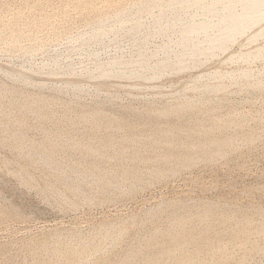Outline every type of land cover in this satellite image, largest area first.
<instances>
[{
    "label": "rangeland",
    "instance_id": "obj_1",
    "mask_svg": "<svg viewBox=\"0 0 264 264\" xmlns=\"http://www.w3.org/2000/svg\"><path fill=\"white\" fill-rule=\"evenodd\" d=\"M76 1H77V4H76ZM83 1L81 2L80 0H72V1L71 0H67V1L66 0H37V1L36 0H0V13H1L0 14V50H1L0 51V66L3 68L14 67L15 69H17V68L21 67V65H23V64L26 65L28 62H31L32 64H35V65H40V63L43 64V63L47 62V60H49V58L54 54H57L59 56V60H58V62L60 61L59 65H61V64L64 65L67 63H74V64L77 63L79 57L82 54V52L80 51L82 48L81 49L79 48L80 45L78 46L79 42L76 39H77V37L82 36V34L86 35V34H88V32H90V28L88 27V24H85V26H84V23L81 24L82 21H85L86 23H89L91 21V19L94 17L93 15H91V12L95 11L94 8L97 10L100 8V10H98V12L100 11L99 12L100 15H102V14L104 15V13L110 7V10H108V13L106 12V14L108 15L115 10L114 8L116 6V4H115L116 0H114V2L112 0H109L110 3L107 0H105L108 4H111V1L114 4L113 5L111 4L110 6H108V8H105L106 7L105 5H108L106 3L103 6V9L101 7L102 4L105 3V1L103 3V0H101V1L95 0L92 2L89 1L90 3L87 0H86V2L84 1L85 3ZM118 1L119 0H117L116 3H118ZM121 1L122 0H120L119 5L122 6V8H123L126 5H129V3L130 4L133 3L135 0H132V2H131V0L122 1V5H121ZM70 2H72V3H70ZM93 2L97 5L96 7L93 5ZM78 3H80L81 5ZM82 4H84V5L82 6ZM89 4L93 5L92 6L93 10L91 9L92 7H90L91 5L89 6ZM123 4H126V5H123ZM85 5H87V7L82 8ZM119 5L117 6L118 9L120 8ZM113 6H114V8H113ZM77 8H80V9L82 8L83 11H82V9L80 10ZM87 8L91 9V12H89V9H87ZM104 8L107 9V10H105V12L102 11V10H104ZM85 9H87V10H85ZM111 9L112 10L114 9V10L111 11ZM84 10H85V12L88 11V13H86V16L82 15V14H85ZM116 10H117V8H116ZM78 12L81 14L82 18L80 16H79L80 18L79 17H78V19L76 18V16L79 14ZM95 12H97V11H95ZM95 12H93L92 14H94ZM89 13L91 16H89ZM97 13H95V14H97ZM88 16L90 18L91 17L92 18L89 19ZM73 17H74V19H73ZM84 17H85V19H84ZM141 18H142V20H144V19L147 20V17H141ZM88 19L90 21H88ZM49 20H50V22H49ZM79 20H80V22H79ZM43 29H45V30H43ZM11 32L13 35L11 34ZM13 32L16 34L19 32L17 34L18 36L21 34L20 37L17 38L18 40L16 39L18 41L15 43V45L17 44L16 45L17 47L14 46V42L16 40L14 38L15 34ZM63 33H66L67 35H64ZM58 34H60L61 36H59ZM17 35H16V37H18ZM55 35H57L59 38L57 36H56L57 37L56 38ZM11 36H13L14 39H12ZM65 36H66V38H62ZM68 36L70 37V39ZM109 38H111V39H109L107 44H105L104 47H102L103 48L102 52L99 55L100 60L107 58L108 56H110L113 53L114 47H115L116 43L118 42V40L121 41L122 45L124 44V46H125L126 39L121 38L120 36H117L113 33L109 36ZM10 40H13V41L15 40V41L13 43H11L12 41H10ZM155 42L153 41V43H155ZM12 45L14 46V48H12ZM25 47H27V48H25ZM233 48L237 49V47L235 48V46H233ZM33 49H34V51H33ZM259 61L260 60H257V63ZM263 62L264 61H261V66L257 65L256 60L253 62V64L256 63V64H254L255 66L251 63L252 74L255 73L254 71L259 69V71H256V73L257 72L258 73L257 74L255 73V75L259 76L258 78H260V80L255 78L257 76L252 75V74H251V76H253V78L250 77V79H252V80L249 79L250 81H253L254 84L253 83H251V84L253 86H255L254 89L255 88L257 89L256 86H258L259 88L262 86L261 83H259L261 86L259 84H257L258 83L257 81L264 82V80H261L264 78V74H261V73H264V72H262V70L264 71V64L262 66ZM6 64L8 65V67L6 66ZM228 67H229V69H231L230 66H228ZM255 67H256V70H254ZM259 72H261V73L259 74ZM262 75H263V78H262ZM237 79L238 78H235L234 81L233 80L231 81V83H234V86L236 85L235 88L238 90L234 91L236 89L234 88L233 84L231 86H229V87H232V89H234V90H231V88H228L229 92L232 91L231 92L232 95L230 93H228V91L227 92L225 91L229 95L228 97H227V94H225V92L223 93V96L225 94L224 97L226 98V100L221 95L222 93L220 94L222 97L220 95H218L219 93H216V94L210 93L211 96L213 94L212 97L214 100L212 99V97L210 100L209 99L210 95L207 94L203 99L204 101L201 99L200 102H197V101L195 102L196 107H195V105L193 106V104H195V103L192 104L191 111L187 112L188 114L184 113V115H183V113H181L182 115L178 114V116H177V113H174V119L172 117L173 114H171L170 115L171 120L168 117L169 119L168 120L165 119L166 122L164 123L165 120L161 121L159 118H158L159 119V122H158V120L156 119L157 116L155 117V115L153 114L154 111L152 110V108L148 109V107H152L153 105L157 104L158 102L157 103L155 102V104H154V103L147 101L148 102V104H147L146 101L131 100V99H129V97L127 98V96H125L126 98L124 96H122L123 94L121 92H123V91H121V92L119 91L120 92V94H119L120 96L118 97L119 100H117V98H116L113 101L106 102V101H104L105 96H104L103 91L98 92L97 95H95L96 97L91 94V88H90L91 86L90 85H92V84L89 83L88 86H90V87H88L86 89V90H89L88 93H85L83 96L79 97L80 98L79 99L76 97H70V96L64 95V93H62V92H57L56 90L54 91L53 89L48 88V87L51 88V86H53L52 84H54L56 87H59V86L63 87L61 81L64 82L66 80L63 78H56V80H55L54 78L34 77L33 83L37 80L38 81H40V80L46 81L45 82L47 84L46 89H42V91H40V90H38V88L35 87V83H37V82H35L32 85L30 84V86L29 85H21V84L12 82L10 79H8L7 77L3 76V74L0 73V87L2 86V89L4 88L3 90H1L2 94L0 93V106H1L0 111L2 110L0 112L2 114V115H0V117L2 118V116H4V114L7 115V117H5L7 119H5L4 117L2 118V119H5V121L1 120V118H0V121L1 122L3 121L2 122L3 124L0 123L2 125L0 127V137L2 138V139L0 138L2 140V141L0 140V167L5 165L4 167L0 168V264H75L76 261H78L79 264H111L112 262H114L113 264H117L118 263L117 258L119 257L118 253L121 254V253H124L125 251H135V250L141 251V255L133 258L131 260V262H129V264H146V263L151 264L152 262H155V261H156L155 264H163V262L168 258H166L167 256L159 255L160 251L163 248L170 249L173 247L171 250L176 248L175 247L176 245H174V244L169 245V243L162 242L165 245L167 244L166 247H164L163 244H160L161 239H162L161 241H164L163 236H162L163 233L166 232V230L171 225L170 222L174 216L171 214V212L174 211L173 213L175 214L177 212V210L180 208L178 210V213H176V214L180 213L179 216H183V215H186V213L188 214L187 210H189V209H186V208L191 207L193 210H195V209L199 210L202 207L201 206L202 203H204V206H205V203H207L206 206L209 205L210 208L212 207L214 209V211L216 210L215 211L216 213H213L214 217L215 216L217 217L221 214L222 215L223 214L229 215V213H232L230 215L232 216L233 219L240 220L243 217L245 219L248 218L249 222H250V220L253 221V222H250V224L255 223L257 225L253 224V226L255 225L259 229H260V227L262 229H264V219H262V216L264 215V213H263L264 212V83H262L263 87H261L260 90H258V89L254 90L251 87L252 88L251 90H253V91H251L250 86L246 85L248 89L245 88L247 90L244 91L243 87L245 86L246 83L244 84V82H243V80H241V78H239L240 80L238 79L239 81ZM255 79H257V80L255 81ZM235 80H236V82H239V83L235 84ZM47 81H48V83H47ZM228 84H229V81H228ZM239 84L241 87L243 86L242 91H241V89H239V87H237V86H239ZM242 84H244V85H242ZM5 87L9 91L7 89H5ZM4 90H7V92ZM10 91H12V92H10ZM215 95L218 96L217 97L218 99L221 98L219 101H223V102L220 103L217 98L215 100V98H214ZM2 96L5 98H3ZM27 97H29L30 99H27ZM42 97H43V99H42ZM24 98H25V100H23ZM39 98L41 100H43V104H42V102L38 103ZM222 98L224 100H222ZM22 100L24 102L27 100L28 102L25 103L26 106H27V104L30 105V107L33 106L31 108L34 109V111H30V110L26 111L27 108H25V107L23 110L22 108H23V106H25V104L22 105L24 103V102L23 103L21 102ZM202 101H203V103H202ZM36 103H38V105ZM46 103H47V105H46ZM200 103L202 104V106H200L201 105ZM4 105L5 106L7 105V106L5 107ZM35 105L38 108L35 107ZM44 105H45V107H44ZM157 105H155V106L160 109L159 103ZM124 106L126 108H124ZM198 106H200V107H198ZM39 107H41V108H39ZM122 107L124 108V110L122 109ZM156 107H154L155 111L157 110ZM15 108H17V109H15ZM35 109H37V111H35ZM43 109L44 110L46 109V110L44 111ZM195 109H197V110H195ZM16 110H19V111L16 112ZM200 110H201V112L203 111L205 113V115H207L208 113L209 114L207 116H205V115H203L204 113L202 112V115H203V118H202L201 112L199 113ZM195 111H198V115H200V117L197 114H194V113H196ZM28 112H32V113H28ZM35 112H38V113H35ZM96 112H97V114H95ZM145 112L146 113L149 112V113L153 114V117L150 116V118H149V113L147 114L148 117L145 116L146 115ZM192 112H194V113H192ZM39 113L44 118H40L41 116ZM86 113L88 114V116ZM93 113L95 114V116H98L101 119H102L101 115H103V117H104V115L107 116L106 120L109 117V119L107 120V122L109 121V123H105L106 120L101 124H100V122H96L97 124H95V123L93 124L92 122H88L87 120L90 119V117H92L89 115H94ZM98 113H99V115H98ZM9 114H10V117L12 116L11 118L8 117ZM17 114L19 116H21L22 119H20L21 117H19ZM196 115L198 117H196ZM209 115H210V117L212 115H214L211 118L219 115L218 119L223 118L222 120L225 121V122L223 121L224 123L228 122V125L230 123V126L228 127L226 125L227 126L226 127L223 125L224 123H222L221 119L220 120L217 119L218 121H220V123H222L223 130L219 128L218 130L220 132L218 133V131H216V133H218L219 136H217V134H215V132H214L213 136H215L217 138H219L221 136H222V138L228 137V136L230 137V135H232L231 137L237 136L236 139L238 138L237 140L240 143V144H238V148L236 147L238 149L237 153H236V149L232 150V148L231 149L226 148L227 150L225 149V151H224V147L221 146L219 149L220 151L217 152V154L215 152L214 153L212 152V153H210V155H206V159H204L205 158L204 155L197 151L199 154H201L200 156L203 155L202 159L200 158L199 154L196 153L198 155V156L197 155L194 156L196 160H194V157L190 156V159H189L190 163L188 162L184 165L180 162L182 164L181 165V164L176 162V164L175 163L172 164L173 166H172V168H170V169L175 168L174 171L169 170V171H171V174H169L170 175L169 177H167L168 176L167 173H169V171L168 172L166 171V175H165V170H164L165 168H164L163 169L164 171L162 172L163 174H161V177L163 175H165V176H163L164 178H161L159 175L156 176L153 174L154 179L151 178V180L153 179L152 181L149 179L150 177H152V175L149 176V175H147L148 173H145L146 169L148 168V167H146V165L149 166V164H144L145 165V167L143 168L144 173H143V171L141 173H143V175L146 174V176H142V177H146V179H147V176H149V178H148L149 183L144 184L145 179L143 178L144 179L142 182L143 184L140 183L142 185H140L141 187L139 186L140 189H137L138 187L136 189L134 188V189L130 190L132 193L127 192V193H125L126 195L125 194H123V195L114 194L111 197V200L110 199L109 200L107 199L106 201L104 199L101 200L102 199L100 197L101 192L98 190V193H99V194L97 193L99 195L98 196L95 193L94 188H92L91 193L96 194V196L99 197V199L96 201L97 197L95 196V201L93 202V204L92 203L89 204L88 202L86 204V202L81 201L84 203L83 204V203H81V202L79 203V201H77L78 203L75 205V207L72 206L74 208L71 207V209H70L69 207H65V208L63 207L64 208L63 209L62 207H60L61 204L59 205L58 201H56L57 199L54 200L55 197L54 196L52 197V195H53L51 193L52 190L50 191V188L48 187V182H49V184H52V185L54 182H56L55 181V179H56L55 171H53L51 169H48V170L46 169L47 171L46 170L44 171V169L40 168V163H37V161H35V159L38 160L39 157L41 155H43L42 153L48 154L50 146L54 145V146H58V147H56V150L58 149L57 150L58 152L56 151L58 153L57 154L58 156L55 154L54 158L55 157L56 158L54 159V161L56 160L57 164L59 162L61 163L60 165H58L59 166L58 168H64V165L65 166L67 165V167H68V166H70V164L73 165V162L75 163V162L80 161V158H82L83 160L81 159V161L84 162V157L81 156L82 155V152H81V150H82L81 145L82 144H88V142H90L88 145L97 147L99 145V143L107 144V141L110 140V141H112V145H115V147H114L115 150L112 148V151H114V152L117 151L116 150L117 144L119 143L121 146V143H122L123 148L126 147V149L130 150L132 147L133 149H131V150L133 152L136 150L135 151L136 156L134 155L135 153H133L132 156L135 158L131 157V155H129V154H130V152L132 153V151L130 150L128 152V151L124 150V151H126V152H124V151H122L123 149L122 150L120 149V146L118 144L119 147H117V148H119L118 152H120V154L118 152H115V153H117L116 158L118 157V155L120 156L121 153H122V155L124 153H126L125 156H123V157L128 158V156H130L131 158H130V160H128L129 158L128 159L123 158L121 155V157L124 160H126V159L127 160L125 162V161H123V159L121 157H119L120 159L117 158V160L119 159V161L116 162V164H118V165H116L114 162V161H117L116 159L114 160V158H112V160L110 162L111 158L109 156L115 155L110 150L111 147L107 146V149L109 147L110 148H109V150L106 149L105 150L106 152H105L103 146H101L102 151L105 152L106 155L103 157L102 161H101V159L98 160L101 163L96 161L99 163V166H98V163L96 164L97 168L100 171L106 170V171L110 172V171H113L114 168L116 169L117 166L120 167V165H121V167H122V165H123V167H124L126 164L131 162L130 164L126 165V166H129L128 171L131 169V167H132V170H135L136 166H137L136 164L138 162H140L139 160L144 158V156L146 154L147 155L145 157L150 156V153L151 154L154 153V152H150V151L148 152L149 149L147 147V146H149L151 140L154 138L156 139V137H157V136L153 137V135L156 133L155 132L156 130L154 128L157 127V130H160V128L166 129L169 126L170 127L169 130H172L174 128L173 132H175V134L178 136V135H180L179 131L182 130L184 127L185 128L187 126L189 127L192 125V123L195 124L196 121L193 122L195 118H197L196 120H200L202 122L201 118L204 119V117H205V118L211 119L208 117ZM82 116L84 117V119L88 123L85 122V120L83 119ZM179 116H180V118H179ZM220 116H222V117H220ZM15 117H18L20 120L24 121V122H22V124L24 125V128H23V125L20 124L21 122L20 121H19L20 123L18 122L19 119L15 118ZM110 117H111L112 121L114 119L116 121L114 120L112 122L110 120ZM176 117L179 119H175ZM39 118H40V120H39ZM151 118H153V119H151ZM154 118L156 119V121L158 122L159 125L163 122L164 125L162 123L161 126H164V127H160L158 125L156 126L157 122L155 123ZM8 119L10 121L12 119V121L10 122ZM14 119H15V122H13ZM225 119H227V120L229 119V120L227 121ZM232 119H233V121H231ZM7 120L9 121L8 124L10 123L9 125H13V124L17 123L18 126L20 127L19 128L18 126L13 125L10 133H12V134H13V132L18 133L17 128H19L20 130L23 128V130H21V132L19 130V133L22 135H20L19 133L18 134L16 133L17 134V135L15 134L16 138H13L15 136L12 134H11L12 137H10L9 133L6 132V129L9 126L8 124H6ZM151 120H153V121H151ZM167 121L170 122L171 124H176L178 126L175 125V127H176L175 128L174 125L172 126ZM204 121H207V120L204 119ZM4 122H5L6 126H5ZM208 122H209V120H208ZM208 122H206V123H208ZM166 123H168V125H166ZM220 123H219V125L221 127ZM234 123H236V124L234 125ZM98 124H100V125H98ZM194 124L192 125V127L194 126ZM204 124H205V122H204ZM208 124H210V123H208ZM92 125H93V128H92ZM96 125H97V127H96ZM165 126H166V128H165ZM181 126H183V128ZM3 127L5 128V130H3L4 129ZM158 127H159V129H158ZM171 127H173V128H171ZM188 127L186 128L187 130H189L190 128L193 130V128H194V127L193 128L192 127L188 128ZM239 127H241V128H239ZM250 127H251V130H250ZM96 128H97V130H96ZM180 128H182V129H180ZM176 129H178V130L180 129L178 131V133H176L177 132ZM186 129H184V131H181V135H182V132H183V134L185 132H187V133H185L186 136H187V134H189L188 132H190V131H187ZM252 129H255V131ZM192 130H191V132H192L193 138H197L198 135H199V137H201L200 134H198L196 132H195L196 134L194 133V130L196 131L197 129H194L193 131ZM242 130L244 132L246 131L247 133L242 132ZM1 131H4V132H1ZM147 131L149 132V134H147L148 133ZM44 132H47V133H44ZM56 133H58V134H56ZM109 133H111V134H109ZM135 133H137V134H135ZM6 134H8V135H6ZM44 134H47V135L43 136ZM130 134L132 135V137H134L136 135L135 138H138V140H139L138 141L137 139L134 138L135 140L138 141L137 142L133 139V141H134L133 144L136 142L134 144V146H136L137 149L135 147H133L132 143L129 144L128 142H126L127 145H130V147H128L126 145L124 147L125 143L123 141L120 142L123 139V137L125 138L126 136H128ZM185 134L183 135L184 137L179 136L178 140L180 139L179 141H181L182 140L181 138H186ZM246 134L247 135L253 134L255 141L248 143V141H246V138H244V136H247ZM57 135H59V136L56 137ZM111 135L114 139H112ZM131 135L128 138H132ZM4 136H5V138H4ZM6 136H8V137H6ZM24 136H25V138H23ZM138 136H140V139ZM189 136L192 137L191 135H189ZM194 136H196V137H194ZM60 137H63V138H60ZM149 137L152 139L150 140ZM9 138L10 139L12 138L13 140L12 139L10 140ZM21 138H23V139L20 140ZM67 138L69 140H67ZM73 138L76 140H80V143L82 142V144L80 146L77 145L78 147L75 146V148H71L69 146L71 142H69V141H70V139L72 140ZM91 138H93L94 140ZM143 138H145V140H143ZM187 138H188V136H187ZM239 138H241V139H239ZM3 139H4V141H3ZM17 139H19L20 141L19 140L17 141ZM191 139L192 138H189V140H191ZM27 140H28V142H29V140H30V142L32 141L34 143V145L36 146V148H35V146L31 142L33 145V148H35V149L32 148L33 150H35V152L33 150L32 151L36 154H34L31 151L32 155H30V156L25 155L26 154L25 151L27 152L26 147L28 145L30 146V142L29 143L26 142ZM88 140H90V141H88ZM92 140H93V143H92ZM130 140H132V139H130ZM146 140L147 141L149 140V142H147ZM18 142H20V144ZM22 142H23V144H22ZM64 143L67 145H65ZM140 143H143V144L145 143V144L143 146V144H140ZM137 144H138V146L140 145L139 148H138ZM146 144H147V146H146ZM158 145L160 146L159 143H158ZM162 145L159 147V150H158V153L160 152V154L165 153V150H163L164 145L163 146ZM12 146L17 148V149L13 148ZM66 146L67 147L69 146L71 150L69 149V147L66 148ZM91 146H89V147H91ZM18 147H20V148L18 149ZM144 147H146L147 149ZM21 148H22V150H21ZM42 148H43V150H42ZM47 148H48V150H47ZM54 148L55 147H53V148L51 147L50 150L52 151V149H54ZM161 148H162V150H161ZM221 148H223V150H221ZM144 149H146L147 151L144 152V154L145 153L146 154L143 156L142 155L143 151H141V150H144ZM240 149H241V151H239ZM37 150L39 151V153ZM40 150H42V152H40ZM66 150H68V151H66ZM137 150L139 153L137 152ZM69 151H72V152H69ZM73 151H75V152H73ZM222 151H224V153ZM233 151H235L234 154H233ZM127 152L129 153L128 155H127ZM175 152H178V149H176ZM78 153L80 155V158H79ZM33 155L34 156L38 155V156L34 157ZM152 155H154V154H152ZM208 156H209V158H208ZM28 157H30V158H28ZM59 157L62 160L58 159ZM137 157H138V159H137L138 162L136 160H133V159H136ZM150 157H152V156H150ZM64 158H65V160H64ZM107 158H109V159H107ZM192 158H193V160H192ZM29 159H31V160H29ZM89 159H91V160H89ZM89 159H88V157H86V161L84 163L87 164V161L92 162V158H89ZM32 160H34V161H32ZM197 160H198V162H197ZM199 160H202V161H199ZM213 160H215V161H213ZM67 161H69V163ZM120 161L122 162L121 164H120ZM180 161H182V160H180ZM62 162H64V163H62ZM113 163L116 165V167H114L115 165ZM157 163L158 162H155V163L153 162V163H151L152 165L151 164L150 165L153 166V164H156V165H154V167H156L159 165ZM191 163H192V166H191ZM86 164H84V166L88 165V164L87 165ZM25 165H28V166H25ZM140 165H142V166H140ZM140 165H138L139 169L142 170L143 163L140 162ZM21 166L22 167L25 166V167H27V169H29V170H27V169H25V167H23L25 169L26 173L30 172L29 175L31 176V178L29 175L27 177V175L25 176L23 174L24 177L22 175H21L22 176L21 177L20 175L17 174V172L19 171L18 169H20ZM177 166H179V167H177ZM133 167H135V168H133ZM37 168H38V171H37ZM149 168H150V166H149ZM118 169H121V168H118ZM137 169H138V167H137ZM6 170L8 172H6ZM40 170H42L44 173H42ZM132 170H130V171H132ZM141 170H139V171H141ZM38 172H40V174H42L43 177L40 174L38 175ZM52 172H53V174H52ZM147 172H149V171H147ZM50 173L52 175H55V176H50L51 175ZM118 173H120V171ZM47 174L49 175L50 179H49ZM172 174H174V175H172ZM155 176H156V178H155ZM40 177L44 178V179H40ZM158 177H159V179H158ZM165 177H167V178H165ZM70 178H72V177H70ZM45 179H47V180H45ZM41 181H43V182H41ZM36 182H37V185H36ZM70 183H72V182L70 181ZM62 184H60V185L62 186ZM67 184H69V183H67ZM35 186H37V187H35ZM44 186H46L48 189L45 188ZM84 188H86V187H84L82 185V189H84ZM43 190L44 191L46 190L47 192L46 191L44 192ZM84 190L87 191L88 188L84 189ZM113 197H115V198H113ZM193 205L194 206L196 205L197 207L200 205L198 207L199 209L196 206H195L196 208L193 207ZM253 207L255 208V210ZM230 208H231V211H230ZM61 209H63V210H61ZM156 209H162L165 211L168 210L166 213L164 211L165 215H163V213H162V215L167 220L163 219L164 217L162 218V216L161 217L158 216L159 219H158V217L157 218L154 217L153 219H151V221L146 220V218L148 217L147 213L149 214L150 212H152ZM170 209H171V211H169ZM184 210L186 213L184 212ZM241 210H243V211H241ZM244 210H245V212H244ZM238 211H240L239 215L242 218L239 215H237ZM257 212H261L263 215L260 216L261 213L258 214ZM168 213H169V215L171 214L172 216L170 215L171 216L170 217L168 215ZM233 213H235V214H233ZM241 213H244V214H241ZM245 213L248 215L245 216ZM249 213H251V214H249ZM183 217H185V216H183ZM211 220L209 219V221L212 223L211 224L212 226H210V227H213L215 224V222H214L215 219L212 220L213 222ZM216 224H217V226H216ZM216 224L212 229L209 228L208 231L209 232L211 231L212 233L215 232L217 234V236L219 235L218 238H216L215 234H212L211 232L209 235L208 231H206V235L204 234V236L208 237L211 240L212 237H210V236L214 235V239L215 240L218 239V240H216V241L214 239L211 240V242L213 243L212 245H210L211 242L209 243L210 240H208V242H207L208 245L206 246L207 248L206 249H205V247L202 248L203 250L201 249V252L197 253L200 256H198L197 254L195 255V256H198L197 258L195 256H193L192 264L194 263V259L195 258L198 259L199 257L202 258V264H204L206 262L205 261L206 259H207V262L205 264H207V263L209 264L210 262H211L210 264H221L217 261V256H215L214 254H212L213 256H215L214 259L210 258V260H209V257H213V256L211 255V252L209 251L211 249H208V247L209 248L212 247L217 241H219L220 243L222 242L221 243L222 248H223L224 244H225V247L228 245L226 247V250H225L226 252H228L227 254H231L234 256H235V254L237 255L238 248L235 245L229 243L230 242L229 241V238H230L229 235L230 234H229L228 229L231 226L234 227L233 224L230 225V220L228 223L226 221V223H222V225H220V226L218 225L219 222H217V221H216ZM122 226L124 229H123V231H121L122 233L118 231L119 233H121V234L118 233L120 235V236H118L116 231L118 228L122 229ZM253 226L251 225V227H253ZM255 226H254V228H255ZM232 227H231V229H232ZM257 227H256V229H257ZM193 228L196 229L197 227H193ZM199 228L200 227H198L197 229L199 230ZM216 228L219 230H217ZM191 229L187 231L189 235H190L189 231L193 230V229L192 230ZM197 229H196V231H198ZM215 229L218 232H216ZM225 230H226V233H225ZM232 230H235V229H232ZM113 231H115V232H113ZM184 231H185V229H184ZM193 231H194V234L196 235L197 232L195 233V230H193ZM193 231L191 232L192 234H193ZM198 233L200 234L201 232H198ZM200 235H199L200 237H204L202 235V233ZM226 236L228 238H225ZM252 236H254V234L251 235L250 240L251 241L254 240L252 242L255 243L256 245L257 244L259 245L260 241H261L262 244H260L259 246L262 247L264 244V242H262V239L264 241L263 236L261 235L262 237H260V235H257L258 237L257 238L255 237L254 239ZM115 237H116V239H115ZM150 237H152V239H153L152 240L153 244H151V246H144L143 239L146 241V240L150 239ZM92 238H93V240H92ZM222 238H223V240H222ZM100 239H102V240H100ZM226 240H228L229 242L228 241L226 242ZM256 241H258L259 243H256ZM179 244L183 245L184 247L182 246V248H181L180 247L181 245L178 246ZM192 246L193 245H191V244L189 246L186 243H181V242L177 244V247H179V250H183L185 252L187 250H188V252H190L191 249H193ZM233 246H235L234 252L232 249H231L232 250V252H231L230 248H233ZM71 248H73V250ZM68 249H70V250H68ZM79 249L81 251L82 250L83 251L81 253L82 255L78 256L80 258L77 259V257L73 256L74 253L72 254V251L73 252L75 250L79 251ZM55 250H57V251H55ZM262 250L260 251V253L257 254L258 256L256 255V257L254 258L256 264H258V263L260 264L261 262H262L261 264L264 263V260H263L264 259V247H262ZM60 251L63 253V255H61V254L59 255ZM69 251H71V252H69ZM87 251H88V253H87ZM95 251H97V252H95ZM116 251H119V252H116ZM202 252H203V254H202ZM205 252L206 253L209 252L210 254L209 253H207V254L210 256H207V254ZM75 254L78 255L77 253H75ZM115 254H117L118 256H116ZM173 254L175 256L173 255V257L171 256L172 258L170 257L168 259V260H171L170 261L171 263H169V261L166 260V261H168L169 264H172L174 262H175L174 264H178L179 262H180V264H183V263L187 264L188 263V261L181 260V258L180 259L178 258L179 261H177L178 263H176V260H178V259H176L177 258L176 256L179 255L178 250H177V252H175ZM112 255H113V259H112ZM114 255H115V257H114ZM259 255L262 257H260ZM92 256H93V258H92ZM156 257H157V260H156ZM160 257L162 258V260ZM200 258L195 263L200 264L201 262L198 263L199 260H201ZM261 258H263V259L261 260ZM153 259H155V260L153 261ZM203 259H205L204 260L205 262H203ZM158 260H159V263H157ZM256 260L259 262L257 263ZM166 261L164 262V264H168V263H166ZM182 261H184V262L181 263ZM216 262H218V263H216ZM189 264H190V262H189Z\"/></svg>",
    "mask_w": 264,
    "mask_h": 264
},
{
    "label": "bare ground",
    "instance_id": "obj_2",
    "mask_svg": "<svg viewBox=\"0 0 264 264\" xmlns=\"http://www.w3.org/2000/svg\"><path fill=\"white\" fill-rule=\"evenodd\" d=\"M80 1L82 2L83 0H80ZM84 1L86 2V0H84ZM87 1L88 2L89 1L92 2V1H95V0H87ZM97 1H99V0H97ZM104 1L105 0H103V3H104ZM107 1L109 2V0H107ZM112 1L114 2V0H112ZM112 1H111V4L113 5L114 3ZM122 1H125V0H122ZM122 1H121V5H122ZM116 2H117V0H116ZM116 2H115L116 6H115V8L113 6V8L115 10L117 8V10L115 11L113 9L114 10L113 11L111 9V11H113V12H111L108 15L106 14V12L108 13V10H110V7L108 8V6H110L111 4H108L106 1H105L104 4H102V6L98 3L102 7V9H103V6L106 3L108 4V5H105L106 6L105 8H108V10L105 9V8H104V10L101 9L104 12H105V10H107L104 13V15L102 13H101L102 15H100V13H99L100 11L98 12V10H100L99 7H98L99 8L98 10L94 8V10L97 11L99 14L97 12H95V11H93V12H95L97 14H95V13L92 14L93 13V12H91V9L93 10L92 6L94 5L96 7L97 5L94 2H93V5L89 4V6L91 5L90 7H92V8L91 9L87 8V9H89V12H91V15H93L94 17L93 18L91 17L92 18L91 19L89 17L91 15L89 13L88 18L91 19V21L88 19V21H90L89 23H86L85 21H82V23H81V24L84 23V26H85V24H88V27L90 28V32H88V34H86V35L82 34V36H79L76 39L79 42V44H78V46L80 45L79 48L80 49L82 48L80 50L82 52V54L79 57L78 61L75 59L77 61V63H75V64L74 63H67V64H64V65H62V64L59 65V63H60V61L58 62L59 56L57 54H54L52 56L50 55L51 57L49 58V60H47V62H45L43 64L40 63V65H35V64H32L31 62H28L26 65L23 64V65H21V67H19L17 69H15L14 67H12L13 68L12 69L10 67L9 68H3V67L0 66V73L3 74V76H5L8 79H10L12 82L18 83V84H21V85H29L30 86V84L32 85L35 82H37V83H35V87L38 88V90H40V91H42V89H46V87H47V84L45 83L46 81H43V80L42 81L41 80L38 81L37 80V81H35L33 83V81H34L33 78L34 77L54 78L55 80H56V78H63V79H66L64 82L61 81L63 87L62 86L61 87L60 86L56 87L54 84H52L53 86H51V88L50 87H48V88L49 89H53L54 91L56 90L57 92H62V93H64V95H67V96H70V97H76V98H79V97L83 96L85 93H88L89 90H86V89L88 87H90V86H91L90 87L91 88V94L93 96L97 95L98 92H100V91L102 92L103 91L104 92V96H105L104 101H106V102L113 101L116 98H117V100H119V98H118L120 96L119 94H120L121 91H123V92H121L123 94L122 96H124V97L127 96V98L129 97V99H131V100H135V101L136 100H142V101H146L147 104H148L147 101H149L151 103H154V104H155V102L156 103L158 102L160 109L155 106L158 103L155 104V105L152 104L153 105L152 107H148V109L152 108V110L154 111L153 114L155 115V117L157 116L156 119L158 120V122H159V119L161 121L165 120V119L168 120L170 118L171 114H173L172 117L174 119V113H177V116H178V114L182 115L181 113H183V115H184V113L190 112L191 108H192V104L195 103L196 101L200 102V100L201 99L203 100L204 97L207 94L210 95V93H215V94L219 93L218 95H220L222 93L221 95L223 96V93L225 91L227 92L228 88H231V90H234V89H232V87H229V86H231L232 84L234 86V83H231V81L232 80L234 81L235 78H238V79L241 78V80H243L244 84L246 83L245 86L246 85L250 86V90L252 88L254 89L255 86H253L251 84V83H253V81H250V80H252V79H250V77L253 78V76H251V74H252L251 63L253 64V62L255 60H256V63H257V60H260L257 63V65L261 66V61H264V0H138V1L135 0L131 4L128 2L129 5L123 4V5H126L123 8H122V6L119 5L120 0L118 1V3H116ZM131 2H132V0H131ZM70 3H72V2H70ZM76 4H77V1H76ZM78 4H80V3H78ZM83 5L84 4H82V6ZM87 5H85L82 8L87 7ZM118 5L120 6L119 9L117 7ZM77 9H80V8H77ZM87 9H85V10H87ZM85 10H84L85 14H82L83 16L84 15L86 16V13H88V11L85 12ZM82 11H83V9H82ZM79 16L81 17L80 13L76 16V18L78 19ZM141 17H147V20L144 19V18H143L144 20H142ZM73 19H74V17H73ZM84 19H85V17H84ZM80 20H79V22H80ZM49 22H50V20H49ZM43 30H45V29H43ZM112 33L117 35V36H120L121 38L126 39L125 46H124V44L122 45V42L118 40V42L116 43V45L114 47L113 53L110 56H108L107 58H105L103 60H100L99 55L102 52V49H103L102 47H104V45L107 44L108 40L111 39V38H109V36ZM11 34H12V32H11ZM14 34H15V37H14L15 40L17 38H19L20 35H21L20 34L18 36L16 33H14ZM63 34L67 35L66 33H63ZM16 35L18 37H16ZM58 35L61 36L60 34H58ZM56 36L57 35H55V37ZM11 37H12V39H14L13 36H11ZM62 38H66V36L62 37ZM69 39H70V37H69ZM17 40L15 42L13 40H10V41H12L11 43L14 42V46L15 47H17L16 46L17 44L15 45V43L18 42ZM153 41L154 42L156 41V42L153 43ZM14 46L12 45V48H14ZM233 46H235V48L237 47V49H234ZM25 48H27V47H25ZM34 49H33V51H34ZM256 63H254V64H256ZM263 64H264V62L262 63V66H263ZM6 66L8 67L7 64H6ZM228 66H230L231 69H229ZM254 70H256V67L254 68ZM256 71H259V69L256 70ZM256 71H254V72L256 73ZM262 72H264V71L262 70ZM255 73L252 74V75H255ZM260 73L261 72H259V74ZM261 74H264V73H261ZM255 76H257V75H255ZM258 77L259 76L255 77V78L260 80V78H258ZM262 78H263V75H262ZM257 79H255V81ZM261 80H264V78L261 79ZM228 81H229V84H228ZM257 82H258L257 84L261 83L262 86L260 84L259 85L261 87H263L262 83H264V82H260V81H257ZM47 83H48V81H47ZM89 83H91L92 85L88 86ZM236 83H239V82H236V80H235V84ZM240 84L237 87H239V89H241V91H242L243 88H244V91H246L248 89L247 86L246 87L242 86L243 87L242 88L240 86ZM244 84H242V85H244ZM235 87H236V85L234 86V88ZM256 87H257L258 90H260V88H261V87L259 88L258 86H256ZM245 88H247V89H245ZM3 89H2V86H1L0 87V93L2 92L1 90H3ZM5 89H7V88L5 87ZM257 89L255 88L254 90H257ZM7 90H4V91L7 92ZM237 90L238 89H236L234 91H237ZM251 91H253V90H251ZM10 92H12V91H10ZM226 92H225V94H227ZM231 92L232 91H230V92L228 91V93H230L232 95ZM225 94H224V96H225ZM212 96H213V94H212ZM212 96L210 95V98H209L210 100H211ZM228 96L229 95L227 94V97ZM217 97L218 96L215 95V97H214L215 100H216ZM3 98H5V97H3ZM40 98H39L38 103L42 102V104H43V100H41ZM27 99H30V98L27 97ZM42 99H43V97H42ZM212 99H213V97H212ZM220 99L221 98H219L218 101ZM23 100H25V98ZM23 100L21 101L22 103L24 102ZM222 100H224V99L222 98ZM225 100H226V98H225ZM203 101H202V103H203ZM26 102H28V101L26 100L22 105H24ZM219 102L221 103L223 101H219ZM38 103H36V104L38 105ZM46 105H47V103H46ZM194 105L196 107V103L193 104V106ZM200 106H202V104ZM200 106H198V107H200ZM24 107L27 108L26 111L27 110L34 111V109L31 108L33 106L30 107V105H28V104L26 106V104H25V106H23V108H22L23 110H24ZM35 107H37V106L35 105ZM44 107H45V105H44ZM154 107L157 108L156 111L154 110L155 109ZM39 108H41V107H39ZM124 108H126V107L124 106ZM124 108L122 107L123 110H124ZM15 109H17V108H15ZM195 110H197V109H195ZM18 111L19 110H16V112H18ZM35 111H37V109H35ZM38 112H35V113H38ZM146 112H145V114H146L145 116H147V114L149 113V112L148 113H146ZM195 112L196 113H194V112H192V113L198 115V111H195ZM200 112H201V110L199 111V113ZM202 112H201V117L203 118V115H205V113L203 112L204 114L202 115ZM28 113H32V112H28ZM95 114H97V112ZM95 114L94 115H89V116H92V117H90V119H88L85 116L88 119L87 121L88 122H92L93 124L94 123L97 124L96 122H100V124H101L107 118V116L104 115V117H103V115H101L102 116V119H101L100 117L95 116ZM150 114L151 113H149V118H150V116L153 117V114H151V115ZM0 115H2V114L0 113ZM98 115H99V113H98ZM197 115H196V117H198V116L200 117V115H198V116ZM207 115H205V116H207ZM210 115L208 116L209 118L214 116V115H212L210 117ZM40 116H41L40 118H44V117H42L41 114H40ZM87 116H88V114H87ZM3 117L5 118V117H7V115L4 114V116H2V118ZM8 117H10V114L8 115ZM19 117H21V116H19ZM220 117H222V116H220ZM2 118H1V120H3V121H5V119H7V118H5V119H2ZM15 118H18V117H15ZM40 118H39V120H40ZM179 118H180V116H179ZM179 118L176 117L175 119H179ZM202 118H201L202 122L200 120H196L197 118H195V119L193 118L194 119L193 122H195V121L196 122L198 121V122L197 123L195 122V124L192 123V125L194 124V126H193L194 128L192 127L191 124H190L191 126H189V127H192L193 130L197 129L196 131L194 130V133L196 132V133L200 134V136H201V137H199V135H198L197 138H193L192 132H191V130H192L191 128H190L191 130L190 129L189 130L186 129L188 126L186 128L185 127L183 128V126H181L183 129L180 128V129H182V130L179 129L180 131L178 129H176L177 130L176 133H178V131L180 133V135H178V136L175 134V132H173V130H174L173 127H171V128H173L172 130H169V128H170L169 126L167 128L165 126L166 129L163 128L164 130L162 128H160V130H157V127H156L157 125L160 126V127H164V126H161V124L163 122L162 123L160 122L161 124L159 125L158 122L156 121V119L154 118L155 119L154 120L155 123L156 122L157 123H156V126H155L156 128H154L156 130L155 131L156 133L154 132L156 135L153 133L155 135V136L153 135V137H156V136L157 137H156V139L155 138L152 139V138L149 137V139L150 140L152 139V140H151L149 146H147V144H146V146L149 149L148 152L149 151L150 152H154V153H152L154 155H152L150 153V156H152V157H150V156L145 157L147 154L145 153L146 154L145 155L144 152L147 151L146 150L147 148L144 147L146 149L141 150V151H143V153L141 152L142 155L143 156L145 155L144 158L141 157L142 159L140 158L141 160H139L141 163H143L142 170L139 169V166H138V165H140V162H138V160H137L138 157L136 159H133V160H136L139 163V164L138 163L136 164L137 166L135 165L136 166L135 170H132V167H131L130 170H132V171H130V170L128 171V167L129 166H126V165L130 164L131 162L126 164L124 167H123V165L121 167V165H120L122 163L121 161H120V164H119L120 167L117 166L118 168H121V169H118L116 167V165H118V164H116V162L119 161V159H120L119 157H121L122 153H121L120 156L118 155L117 158H119V159L117 160V158H116V154L117 153H115V152H118L119 148H117V147H119L120 144L118 143L119 146L117 144V146H116V150L117 151L114 152V151H112V148L114 149L115 145H112V141H110V140L107 141V144L99 143V145L97 147L96 146L94 147V146L88 145L90 143L88 141H90V140L87 141L88 144H82V142L80 143V140H76L74 138L72 140L70 139L69 142H71V143H70L69 146L71 148H75V146H77V145L80 146L82 144L81 145L82 146V150L81 149L80 150L82 152L81 156L84 157V162L86 161V157H88V159L92 158V162H88L87 161L88 165L86 163H84L83 161H81L82 158H80V155L78 153L81 162L77 160L78 162H75V163L73 162V165L70 164V166H68V167H67V165L66 166L64 165V168H58L59 167L58 165H60L61 163L59 162L57 164L56 160L54 161V159L56 158V157L54 158L55 154L56 155L58 154L57 153L58 149L56 150V147H58V146H54V145L50 146V149H51V147L52 148L55 147L54 149H52V151L49 149L50 153L49 152H48V154L47 153L46 154L42 153L43 155H41L39 157V159L37 158L38 160L35 159V161H37V163H40V168L44 169V171L46 169L47 170L51 169V170L55 171L57 180L55 179L56 182H54V183L52 182L53 185L49 184V182H48V187L50 188V191L52 190L51 193L53 194L52 197L53 196L55 197L54 200L57 199L56 201H58L59 205L61 204L60 207H62V208L63 207L64 208L65 207H69L71 209L72 206L75 207V205L78 203L77 201H79V203L81 201H83V202H86V204H87V202L89 204H91V203L93 204V202L95 201V196L98 193V190L101 192V194H100V197L102 198L101 200H103V199L105 201L107 199L111 200V197L114 194L123 195V194H125L127 192H131L130 190H132L134 188L136 189L138 187L137 189H140V187H141L140 185L143 184L142 182H143L144 179H145L144 184L145 183H149V179L151 180V178H153L154 175H156V176L159 175L161 177V174H163L162 172L164 170H165V175H166V171L167 172L169 170H173L174 171L175 168H173V169H170V168H172V166H173L172 164H174V163L176 164V162L179 163V164L182 163L184 165L186 163H188V162L190 163V160H189L190 156L194 157L195 155L201 153V154L204 155V157H205L204 159H206V155H210V153H212V152L213 153L215 152L217 154V152L220 151L219 149H220L221 146L224 147V151H225L226 148H230V149L232 148V150L236 149V153H237L238 144H240L239 141L237 140L238 138L236 139L237 136L236 137H231L232 135H230V137L228 136V137H223V138L221 136V137H219L220 139L215 137V136H213L214 132H215V134H217V136H219L218 133L220 131L218 129L220 128V129L223 130V127H222L223 125L224 126L227 125L228 127L230 126V123L228 125V122H227L229 119L228 120L225 119V120H227L226 121L227 123H224L225 121L222 120L223 118L222 119L220 118L222 123H224L222 125V123H220V121H218V120H220V119H218L219 115H217L216 117H213L211 119H208V118L204 117V119L207 120V121H204V119H202ZM20 119H22V117ZM20 119L18 120V122L20 121L21 123L20 122L19 123L22 124V122H24V121L20 120ZM83 119H84V117H83ZM108 119H109V117H108ZM151 119H153V118H151ZM8 120H7L6 124H8V122L10 121V120L9 121ZM107 120H106L105 123H109V121L107 122ZM110 120H111V117H110ZM170 120H171V118H170ZM208 120H209V122H208ZM11 121H12V119H11ZM87 121L85 120V122H87ZM151 121H153V120H151ZM231 121H233V119ZM2 122L0 121V123H2ZM13 122H15V119H14ZM165 122H166V120L164 121V123ZM204 122H205V124H204ZM206 122H208L210 124H208ZM164 123H163V125H164ZM168 123H170V122H168ZM168 123H166V125H168ZM219 123L221 124V127H220ZM4 124H5V122H4ZM6 124H5V126H6ZM100 124H98V125H100ZM235 124L236 123H234V125ZM13 125L18 126L17 123L13 124ZM13 125H9L8 126L7 129L9 131L6 129V132L9 133L10 137H12L11 136L12 133H10V131H11V128H12ZM171 125L172 126L174 125V127H175L176 124H171ZM1 126L2 125L0 124V127ZM176 126H178V125H176ZM96 127H97V125H96ZM19 128H17L18 129V133H19V130H20ZM23 128H24V125H23ZM23 128L21 130H23ZM92 128H93V125H92ZM239 128H241V127H239ZM158 129H159V127H158ZM184 129H186L187 131H190V132H188L189 134H187L188 138H187V136L185 134L187 132H185L184 134H185L186 138H181L182 140L179 141L180 140V139L178 140L179 136L184 137L183 136L184 135L183 132H182V135H181V131H184ZM3 130H5V128ZM21 130H20V132H21ZM96 130H97V128H96ZM250 130H251V127H250ZM252 130L255 131V129H252ZM216 131H218V133H216ZM1 132H4V131H1ZM242 132H244V131L242 130ZM16 133L13 132L12 135L15 136L13 138H16V135L18 134V133L17 134ZM44 133H47V132H44ZM56 134H58V133H56ZM109 134H111V133H109ZM135 134H137V133H135ZM147 134H149V132ZM6 135H8V134H6ZM20 135H22V134H20ZM45 135H47V134H44L43 136H45ZM59 135H57L56 137H58ZM130 135L126 136L125 138L123 137V139L120 141V142L123 141L125 143L124 147H125V145L130 147V145H127L126 142H128L129 144H131V143L133 144V142H134L133 139L135 138L136 135L134 137H132V135H131L132 138H128ZM189 135H191L192 137H190ZM6 137H8V136H6ZM111 137H112V135H111ZM138 137L140 139V136H138ZM194 137H196V136H194ZM4 138H5V136H4ZM23 138H25V136ZM23 138H21L20 140H22ZM60 138H63V137H60ZM189 138H192V139L189 140ZM244 138H246V141H248V143L255 141V138H254L253 134H248L247 136H244ZM91 139H93V138H91ZM112 139H114V138L112 137ZM130 139H132V140H130ZM135 139L138 140V138H135ZM239 139H241V138H239ZM18 140L19 139H17V141ZM67 140H69V139L67 138ZM93 140H92V143H93ZM137 140H135V141H137ZM143 140H145V138H143ZM3 141H4V139H3ZM23 142H22V144H23ZM26 142H28V140ZM29 142H30V140H29ZM31 142H30V146L28 144H27L28 146L26 145L27 147L25 146L26 149H27V152L25 151V153H26L25 155L26 156L32 155L33 151L35 152V150H33V149H35L36 146L32 142L33 145L35 146V148H33V145H32ZM147 142H149V140ZM18 143L20 144V142H18ZM158 143L160 144V146L162 144L164 145V147H163L164 149L163 150H165V153H163V154H160V152L158 153V150H159V147H160L158 145ZM134 144H133V147L136 148V146H134ZM140 144H143V143H140ZM144 144H143V146H144ZM65 145H67V144H65ZM89 146H91V147H89ZM101 146H103L104 151L107 149V146H110L111 147L110 150L112 151V153L115 154L113 156H109L111 158L110 162H111L112 158H114V160L115 159L117 160V161H114L116 165L113 163L115 165L114 167H116V169L113 167L114 168L113 171H110V172L106 171V170L105 171H100L97 168L96 164L98 162H100L98 160L101 159V161H102L103 157L106 155L105 154L106 151L103 152ZM137 146H138V144H137ZM139 146H138V148H139ZM68 147L66 146V148H68ZM70 147H69V149H70ZM121 147H122V143H121V146H120V149L121 150L123 149L122 151L126 150V151L129 152L131 149H133L132 147H131L130 150L126 149V147L125 148H123V147L121 148ZM13 148H15V147H13ZM19 148L20 147H18V149ZM48 148H47V150H48ZM109 148L107 150H109ZM15 149H17V148H15ZM176 149H178V152H175ZM21 150H22V148H21ZM42 150H43V148H42ZM42 150H40V152H42ZM161 150H162V148H161ZM221 150H223V148H221ZM66 151H68V150H66ZM126 151H124V152H126ZM135 151L134 152L132 151V153L130 152V154L127 152V155L129 154V155H131V157H133L132 154L135 153ZM224 151H222V152L224 153ZM239 151H241V149ZM69 152H72V151H69ZM73 152H75V151H73ZM137 152H138V150H137ZM38 153H39V151H38ZM118 153L120 154V152H118ZM234 153H235V151H233V154ZM34 154H36V153H34ZM125 154L126 153H124L122 155V157L125 156ZM201 154H199V156ZM134 155L136 156V153ZM202 156H200L201 159L203 158ZM131 157L128 156L129 159L127 157H123V158H127L128 160H130ZM28 158H30V157H28ZM133 158H135V157H133ZM208 158H209V156H208ZM58 159H61V158L59 157ZM107 159H109V158H107ZM29 160H31V159H29ZM64 160H65V158H64ZM89 160H91V159H89ZM126 160L123 159V161H125V162H126ZM180 160H182V161H180ZM192 160H193V158H192ZM194 160H196L195 157H194ZM32 161H34V160H32ZM69 161H67V162L69 163ZM96 161H98V162H96ZM199 161H202V160H199ZM213 161H215V160H213ZM153 162L154 163L158 162L157 164H159V165L154 167V165H156V164H153V166H151L152 165L151 163H153ZM197 162H198V160H197ZM62 163H64V162H62ZM84 164H86L87 166H84ZM144 164H149V166H150V168H149V166L146 165V167H148V168L146 169L145 173H148L147 175H149V176L152 175V177H150V178H149V176H147V179H146V177H142V176H146V174L143 175V173H144V169L143 168L145 167ZM4 166H1V167H4ZM25 166H28V165H25ZM25 166H23V167H25ZM98 166H99V163H98ZM140 166H142V165H140ZM191 166H192V163H191ZM23 167L21 166V168L18 169L19 171L17 170L18 171L17 174L20 175V176L21 175L23 176V174H24L25 176L27 175V177H28L30 172L26 173L25 169H27V167H25V169ZM137 167H138V169H137ZM177 167H179V166H177ZM133 168H135V167H133ZM27 170H29V169H27ZM139 170H141V171H139ZM37 171H38V168H37ZM40 171L42 173H44L42 170H40ZM119 171H120V173H118ZM142 171H143V173H141ZM147 171H149V172H147ZM6 172H8V171L6 170ZM39 174H40V172H38V175ZM52 174H53V172H52ZM52 174L50 176H55V175H52ZM167 174H168L167 177H169L170 176L169 174H171V171H169V173H167ZM40 175L42 176V174H40ZM165 175H163V176H165ZM172 175H174V174H172ZM156 176H155V178H156ZM163 176L161 178H164ZM48 177H49V175H48ZM70 177H72V178H70ZM167 177H165V178H167ZM30 178H31V176H30ZM40 179H44V178L40 177ZM49 179H50V177H49ZM158 179H159V177H158ZM45 180H47V179H45ZM69 180L72 183H70ZM41 182H43V181H41ZM67 183H69V184H67ZM140 183H142V184H140ZM60 184H62V186ZM36 185H37V182H36ZM82 185L84 187H86L84 189L88 188V190L85 191L84 189H82ZM35 187H37V186H35ZM44 187L47 188L46 186H44ZM92 188H94V191H95L96 194H92L91 193L92 192ZM113 198H115V197H113ZM98 199H99V197L96 198V201ZM83 202H81V203H83ZM206 204L207 203H205V206H206ZM195 206L193 205V207H195ZM201 206L202 207L200 209L196 206L199 210H197V209L193 210L191 207L190 208H186V209L190 210V211L187 210L188 214L185 212L186 209L184 208L185 209L184 212L186 213V215H183V216H185V217L179 216L180 213L176 214V213H178V210L180 208L177 210V212L175 214L173 213L174 211L171 212V214L174 215L175 217L173 216V218L171 219V222H170V224H171L170 227L166 230V232L163 233L162 236H163V240L164 241H161L162 240L161 239L160 240V242H161L160 244H163L162 242L169 243V245L170 244H174V245H176L175 246L176 248L173 249V250H171L173 247L172 248L169 247L170 249L163 248L160 251L159 255L167 256L166 258L169 259L171 256L173 257V255H174L173 253L177 252V250H178V254L180 256L177 254L178 256H176L177 257L176 259H178V258L180 259L181 258V260L188 261L187 264H189V262H190V264H192L193 256H195L198 252H201L202 248H204V247H205V249L207 248L206 247L208 245L207 242L210 239L208 237L204 236V234L206 235V231H208L209 228L212 229L215 226L216 221L219 222L218 225L220 226V225H222V223H226V221L228 223L229 220H230V225L233 224L234 227H232V226L231 227H232V229H235V230H232L231 227H229L228 231H229V234H230L229 235L230 236V238H229L230 242L228 240H226V242L228 241L229 243L235 245L238 248L237 255L235 254V256H234V255H231V254H227L228 252H226L225 250H226V247L228 245L225 247V244H224V246L222 248V246H221L222 242L220 243L219 241H217L212 247H210V248L208 247V249H211V250H209L211 252V255L214 254L215 256H217V261L219 263H221V264H256L254 258L256 257V255L258 253H260V251L262 250V247H264V244H263L262 247L259 246L260 244H262L261 241L259 240L260 244L256 245L255 243L252 242L254 240L251 241L250 238H251V235H253V234H254V236H252L253 239L255 237L257 238L258 237L257 235H260V237L263 236V238H264V235H263L264 234V229H262L261 227L259 229L257 226H255V225H257L255 223L250 224V222H253V221L250 220V222H249L248 218H246V219L244 217L242 218L239 215L240 211H238V214H237V215H239L242 218L240 220L233 219L232 216L230 215L232 213H229V215L228 214H223V215L222 214L221 215L218 214L219 215V216H217L218 218L216 216H215L216 217L215 218L213 213H216L215 212L216 210L214 211V209L212 207L210 208L209 205H207L205 207L204 203H202ZM74 207H72V208H74ZM63 209H61V210H63ZM254 210H255V208H254ZM164 211L165 210H162V209H156V210L150 212L151 213V214L149 213L150 215L147 213L148 217L146 218V220L151 221V219H153L154 217L157 218L158 216L159 217L162 216V218H163L164 217L163 215H165V213L168 210H166L165 213H164ZM169 211H171V209ZM230 211H231V208H230ZM241 211H243V210H241ZM244 212H245V210H244ZM162 213H163V215H162ZM169 213H168V215H169ZM257 213L260 214L261 212H257ZM233 214H235V213H233ZM241 214H244V213H241ZM249 214H251V213H249ZM246 215H248V214L245 213V216ZM262 215L263 214L261 213L260 216H262ZM263 216H262V219H264ZM159 217H158V219H159ZM163 219H165V217ZM209 219L210 220L211 219L212 220H214V219L216 220V221L214 220L215 224H214L213 227H210V226H212L211 225L212 223L209 221ZM165 220H167V219H165ZM253 224H255L254 225L255 228H254ZM251 225L253 227H251ZM216 226H217V224H216ZM193 227H197V228L200 227L199 228L200 231L197 228L196 229L198 231H196V229L193 228ZM256 227H257V229H256ZM191 228L193 230H195V233L197 232L196 235L194 234V231ZM118 229L116 231L117 234L119 232L123 231L124 228L122 226V229L121 228L119 230ZM184 229H185L186 232L184 231ZM190 229L193 231V234L195 236L191 233L192 231H189L190 235L188 234L187 231L190 230ZM216 229H215V231H216ZM217 230H219V229H217ZM226 230H225V233H226ZM113 232H115V231H113ZM198 232H201L204 237H200L201 233L199 234ZM210 232H209V235H210ZM216 232H218V231H216ZM121 233H119V234H121ZM119 234H118V236H120ZM212 234H215L216 238H218V236H219V235L217 236V234L215 232L212 233ZM227 236L225 238H228ZM210 237H212L211 240L214 239V235H211ZM223 238H222V240H223ZM115 239H116V237H115ZM92 240H93V238H92ZM100 240H102V239H100ZM152 240H153L152 237H150V239H148L146 241L143 239L144 246H151V244H153ZM211 240L209 241V243L211 242ZM216 240H218V239H216ZM180 242L181 243H186L189 246H190V244L193 245L192 246L193 249H191L190 252H188V250L186 252L183 251V250H179V247H177V244L180 243ZM262 242H264L263 239H262ZM256 243H259V242L256 241ZM212 244L213 243L211 242L210 245H212ZM163 245H164V247H166L167 244L166 245L163 244ZM180 245L181 244H179L178 246H180ZM182 246L183 245H181L180 247L182 248ZM235 246H233V248H230V250L232 249L233 252H234ZM71 249L73 250V248H71ZM68 250H70V249H68ZM76 250L74 252L72 251V254L74 253L73 256L77 257V259H78V258H80L78 256L82 255L81 253H82L83 250L82 251L80 249H79V251H76ZM232 250H231V252H232ZM55 251H57V250H55ZM71 251H69V252H71ZM95 252H97V251H95ZM116 252H119V251H116ZM75 253H77L78 255H76ZM87 253H88V251H87ZM207 253H209V252H207ZM60 254L63 255V253L61 251L59 252V255ZM121 254L118 253V255H119V257L117 258L118 259V263L116 261L115 262L117 264H129V262H131V260L133 258L141 255V251H139V250L125 251L124 253H121ZM202 254H203V252H202ZM115 255L118 256L117 254H115ZM115 255H114V257H115ZM197 255L200 256L199 254H197ZM198 256H195V257L197 258ZM207 256H210V255L207 254ZM215 256L209 257V260H210V258L214 259ZM260 257H262V256H260ZM92 258H93V256H92ZM112 259H113V255H112ZM168 259H166V260H168ZM179 259L176 260V263H178L177 261H179ZM195 259H194V263L193 264H197L195 262L198 259H196V260ZM200 259L201 260H199L198 263L201 262L200 264H202V258H200ZM262 259L263 258H261V260ZM154 260L155 259H153V261ZM156 260H157V257H156ZM161 260H162V258H161ZM204 260L205 259H203V262H205V261L207 262V259L205 261ZM168 261H169V263H171L170 262L171 260H168ZM168 261H166V263H168ZM184 261H182L181 263H183ZM155 262H152L151 264H155ZM164 262H163V264H164ZM218 262H216V263H218ZM258 262L259 261H257V263ZM113 263L114 262H112L111 264H113ZM157 263H159V260L157 261ZM174 263H172V264H174ZM75 264H79L78 261H76ZM178 264H180V262Z\"/></svg>",
    "mask_w": 264,
    "mask_h": 264
}]
</instances>
